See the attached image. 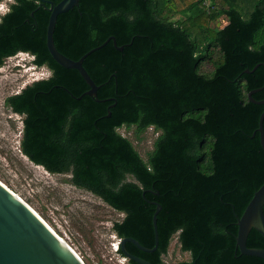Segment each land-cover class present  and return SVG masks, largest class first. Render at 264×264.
Wrapping results in <instances>:
<instances>
[{
	"label": "trees",
	"instance_id": "1",
	"mask_svg": "<svg viewBox=\"0 0 264 264\" xmlns=\"http://www.w3.org/2000/svg\"><path fill=\"white\" fill-rule=\"evenodd\" d=\"M11 1L0 17V67L27 53L50 72L5 100L23 116L20 153L123 211L112 225L119 239L152 248L159 205L157 249L134 252L150 264H264L235 242L237 218L264 183L254 133L264 106L247 97L264 86V0H78L57 17L53 44L74 61L109 37L123 46L110 41L82 63L107 102L83 95L89 88L77 71L50 57L40 1ZM252 1L243 19L237 8ZM251 97L264 100V87ZM122 128H133L137 140L159 132L145 160ZM126 175L134 181L125 183ZM174 236L188 261L163 262ZM246 247L264 249V239L252 229Z\"/></svg>",
	"mask_w": 264,
	"mask_h": 264
},
{
	"label": "rangeland",
	"instance_id": "2",
	"mask_svg": "<svg viewBox=\"0 0 264 264\" xmlns=\"http://www.w3.org/2000/svg\"><path fill=\"white\" fill-rule=\"evenodd\" d=\"M11 0L0 2V17L8 10ZM252 3L239 5L243 19L249 17ZM222 19V18H221ZM218 21L222 28L226 22ZM215 23H211L213 27ZM211 70L209 64L202 66L203 72ZM50 73L45 67H36L30 55L17 54L4 60L0 67V182L30 206L38 216L79 256L84 264H127L118 255L119 238L111 231L114 222L121 216L104 205L86 190L70 184L69 175L51 174L35 166L19 150L21 120L1 109L4 99L19 93L31 83L44 80ZM9 92V93H8ZM11 121V122H10ZM134 129L118 132L129 139L140 157L145 160L152 149L154 137L146 131L136 139ZM190 255L180 251L176 236L170 241L165 263L188 261Z\"/></svg>",
	"mask_w": 264,
	"mask_h": 264
},
{
	"label": "water",
	"instance_id": "3",
	"mask_svg": "<svg viewBox=\"0 0 264 264\" xmlns=\"http://www.w3.org/2000/svg\"><path fill=\"white\" fill-rule=\"evenodd\" d=\"M40 6L49 13L45 33L46 49L52 60L60 67L77 71L81 79L88 86V90L83 94L92 98L95 102H107L108 100H98L96 86L82 67L83 60L91 53L99 50L108 42H112L118 51L123 50V46L117 47L113 37H109L100 46L88 51L78 60L68 59L59 53L53 44V32L57 17L74 7H77L78 0H61L57 4L51 1L39 0ZM39 6V7H40ZM33 16V13L30 14ZM128 46V45H125ZM259 65H256L255 70ZM245 74L251 73L248 70ZM264 87V86H263ZM262 88L252 90L248 93V100L255 104L264 106V100L255 101L251 96ZM82 95V96H83ZM78 97L77 99H80ZM113 107V105L111 106ZM110 113H108L109 117ZM264 111L259 116L258 127L254 133L259 135V143L264 151L263 132ZM264 183L256 190L245 207L242 215L237 218V235L235 238L236 248L243 256H253L264 261V249L247 248L246 240L249 232L253 229L264 239ZM161 210L159 205L152 216V228L154 245L152 248L142 247L136 240L126 238L121 241L123 248L125 242L131 243L138 250L145 253H153L157 249L158 237L156 229V216ZM125 257L136 264H150L147 261L125 253ZM0 264H84L82 260L63 243L43 222L38 214L24 201L18 198L6 186L0 182Z\"/></svg>",
	"mask_w": 264,
	"mask_h": 264
},
{
	"label": "flooded vegetation",
	"instance_id": "4",
	"mask_svg": "<svg viewBox=\"0 0 264 264\" xmlns=\"http://www.w3.org/2000/svg\"><path fill=\"white\" fill-rule=\"evenodd\" d=\"M9 93V92H8ZM18 94V93H17ZM16 95V94H15ZM9 97H11V96H7L5 99H4V101H3V104H1V109L2 110H5L6 112V118L8 119V120H10V119H12L11 118V115H13V116H16V117H19L20 118V120H21V127H22V119H23V116L22 115H20V114H17V113H14L12 110H11V108L10 107H8L6 104H5V100L7 99V98H9ZM11 122V121H10ZM158 135H159V132H155V134H154V138L155 137H158ZM153 144V143H152ZM134 181V178L131 176V175H126V177H125V179H124V182L125 183H127V182H133ZM88 192V191H87ZM150 193V190H143L142 191V195L143 194H145V193ZM90 193V192H89ZM92 194V193H91ZM94 197H96V198H98L104 205H106L107 207H109L99 196H97V195H94V194H92ZM148 203H150V202H148ZM110 208V207H109ZM110 209H112V208H110ZM113 210V209H112ZM113 211H115V212H117L120 216H121V219L118 221V223H120V222H122L124 219H125V217H126V214L123 212V211H116V210H113ZM113 225V224H112ZM111 231H112V226H111ZM115 234V233H114ZM124 239H126V238H122V239H119V243H118V246L116 247V251H117V253H118V255H120L121 257H123V258H125V260H126V262H127V264H130L129 262H130V260H128L126 257H125V253L126 254H129V255H131V256H134V257H137V258H139L138 256H137V254H135L137 251H140V250H138L137 248H135L131 243H129V242H125L124 243V246H123V248L121 247V241L122 240H124ZM128 245H132L134 248H135V251H133V252H130L129 250H127V246ZM142 246V245H141ZM142 247H144V246H142ZM146 248V247H145ZM120 251H119V250ZM149 249V248H148ZM135 252V253H134ZM142 252V251H141ZM145 253V252H144ZM141 259V258H140Z\"/></svg>",
	"mask_w": 264,
	"mask_h": 264
},
{
	"label": "bare ground",
	"instance_id": "5",
	"mask_svg": "<svg viewBox=\"0 0 264 264\" xmlns=\"http://www.w3.org/2000/svg\"><path fill=\"white\" fill-rule=\"evenodd\" d=\"M12 192V191H11ZM17 196V195H16ZM18 197V196H17ZM19 198V197H18ZM22 200V199H21ZM23 201V200H22ZM44 222V221H43ZM45 223V222H44ZM45 225L63 242L65 243L46 223ZM66 244V243H65ZM67 245V244H66ZM68 246V245H67ZM69 247V246H68ZM70 248V247H69ZM72 250V249H71ZM74 252V250H73ZM75 253V252H74ZM76 254V253H75ZM77 255V254H76ZM78 256V255H77ZM79 257V256H78ZM81 260V259H80Z\"/></svg>",
	"mask_w": 264,
	"mask_h": 264
},
{
	"label": "clouds",
	"instance_id": "6",
	"mask_svg": "<svg viewBox=\"0 0 264 264\" xmlns=\"http://www.w3.org/2000/svg\"><path fill=\"white\" fill-rule=\"evenodd\" d=\"M19 54H22V53H19ZM23 54H26V55H28L27 53H23ZM32 58V57H31ZM35 66V65H34ZM42 68V67H41ZM48 70V69H47ZM48 72H49V70H48ZM50 73V72H49Z\"/></svg>",
	"mask_w": 264,
	"mask_h": 264
}]
</instances>
